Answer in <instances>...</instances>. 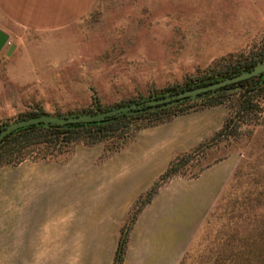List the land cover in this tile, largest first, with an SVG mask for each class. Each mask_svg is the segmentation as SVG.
Wrapping results in <instances>:
<instances>
[{
    "label": "rangeland",
    "instance_id": "374dc122",
    "mask_svg": "<svg viewBox=\"0 0 264 264\" xmlns=\"http://www.w3.org/2000/svg\"><path fill=\"white\" fill-rule=\"evenodd\" d=\"M0 25L8 35L0 50L4 126L31 113H88L178 92L210 68L264 45V0H92L82 18L55 30H26L1 20ZM10 44L14 48L5 55ZM255 104L244 115L235 114L232 96L212 106L225 112L224 120L236 115L232 134L214 139L212 132L169 159L190 152L174 175L183 178L226 157L235 162L182 253L183 264H264V95ZM209 108L160 122L133 119L119 125L118 137L77 143L46 158H40L46 148L37 146L24 160L61 162L78 146L99 148L104 158L140 130ZM130 210L116 222L101 213L99 236L89 227L96 220L93 213L86 212L85 264L100 263L96 257L104 252L109 225L117 224L119 240V227Z\"/></svg>",
    "mask_w": 264,
    "mask_h": 264
},
{
    "label": "crops",
    "instance_id": "0c3cea01",
    "mask_svg": "<svg viewBox=\"0 0 264 264\" xmlns=\"http://www.w3.org/2000/svg\"><path fill=\"white\" fill-rule=\"evenodd\" d=\"M91 2L0 0V20L26 30H55L82 18ZM224 116L211 107L140 130L104 158L99 148L78 146L61 162L23 160L0 167V264H85L86 212L93 213L89 227L99 236L101 213L115 222L123 217L171 155L217 131ZM234 166L226 157L195 177L163 182L128 230L119 264H179ZM109 228L98 264L114 262L118 226Z\"/></svg>",
    "mask_w": 264,
    "mask_h": 264
},
{
    "label": "trees",
    "instance_id": "16d2710c",
    "mask_svg": "<svg viewBox=\"0 0 264 264\" xmlns=\"http://www.w3.org/2000/svg\"><path fill=\"white\" fill-rule=\"evenodd\" d=\"M264 61V45L259 46L254 52L248 51L245 54H239L236 58L227 60L217 67L210 68L203 76L194 79L191 84L186 85L182 90H187L197 86H202L217 80L232 77L242 71L250 70L255 64ZM239 86V89L232 92H225L224 89H229ZM179 90V91H182ZM175 93V92H174ZM264 95V72L258 76L250 77L237 83H229L221 87L218 92L213 95L202 97L200 99L183 102L167 108L148 111L132 116H121L114 121L93 124L88 122L70 123L67 127L58 126H29L9 133L0 141V167L5 165H16L23 161L37 146L46 148L45 153L41 154L40 158L50 157L53 152L59 153L64 151L66 147L83 143L91 145L101 142L110 137H118V127L122 123H128L130 120L139 118H153V122H160L169 119L171 116L183 114L190 109H202L212 107L224 103L228 96L234 97L236 115H242L250 112L258 97ZM41 114V113H39ZM36 116V113H31ZM236 115H233L236 117ZM233 116L223 120L221 127L212 135V138L217 139L222 135H231ZM30 117V116H29ZM230 122V124H229ZM3 126H0V129ZM131 137V136H130ZM49 147V149L47 148ZM121 148L117 146V150ZM37 149V148H36ZM189 153L175 156L167 164L166 169L158 176L153 184L134 201L130 212L126 219L119 227V237L122 238V243L116 259L112 264H119L122 255V246L126 234L135 220L140 209L150 201L151 197L157 188L166 180L179 173V168L184 161L189 159ZM47 157V159H48ZM118 248V247H117ZM117 252V251H116ZM116 256V255H115ZM185 257L183 256L179 264H183Z\"/></svg>",
    "mask_w": 264,
    "mask_h": 264
},
{
    "label": "water",
    "instance_id": "95a60500",
    "mask_svg": "<svg viewBox=\"0 0 264 264\" xmlns=\"http://www.w3.org/2000/svg\"><path fill=\"white\" fill-rule=\"evenodd\" d=\"M8 43V35L0 30V50ZM14 48L13 44H10L5 52L8 55ZM264 72V61H260L255 64L250 70H245L232 77L224 78L211 82L202 86H197L187 90L178 91L175 93L165 92L161 96L156 98H147L138 102H131L120 106L111 107L106 110H96L95 112L70 114V115H49L38 114L36 116H30L19 120L12 121L4 125L0 129V141L9 133L26 128L32 125L35 126H58L65 128L70 123L75 122H88L93 124L105 123L114 121L121 116H132L136 114L145 113L152 110L167 108L173 105H177L183 102L200 99L202 97L210 96L218 92V90L229 83H237L250 77L258 76ZM239 89V86H235L229 89H224L225 92H232ZM122 243V238L119 239L117 254L119 247ZM115 256V259L117 257Z\"/></svg>",
    "mask_w": 264,
    "mask_h": 264
}]
</instances>
